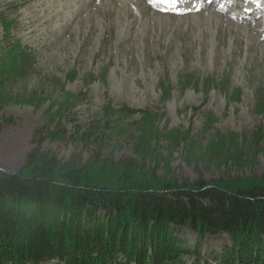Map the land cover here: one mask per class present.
<instances>
[{
	"label": "rangeland",
	"instance_id": "rangeland-1",
	"mask_svg": "<svg viewBox=\"0 0 264 264\" xmlns=\"http://www.w3.org/2000/svg\"><path fill=\"white\" fill-rule=\"evenodd\" d=\"M141 2L0 0V169L126 191L264 186L257 28ZM173 229L180 264H222L232 247L227 232Z\"/></svg>",
	"mask_w": 264,
	"mask_h": 264
},
{
	"label": "trees",
	"instance_id": "trees-1",
	"mask_svg": "<svg viewBox=\"0 0 264 264\" xmlns=\"http://www.w3.org/2000/svg\"><path fill=\"white\" fill-rule=\"evenodd\" d=\"M30 158L55 164L37 151ZM49 175L0 169V264L54 256L64 264H117L118 253L126 258L121 264H180L183 248L173 235L180 225L198 235L231 234L222 264H264V186L235 193L213 184L126 191L80 185L73 176L54 183ZM253 238L258 246L250 245Z\"/></svg>",
	"mask_w": 264,
	"mask_h": 264
},
{
	"label": "snow or ice",
	"instance_id": "snow-or-ice-1",
	"mask_svg": "<svg viewBox=\"0 0 264 264\" xmlns=\"http://www.w3.org/2000/svg\"><path fill=\"white\" fill-rule=\"evenodd\" d=\"M211 2V0H209ZM149 4L153 7L162 5L163 7L159 8V11L171 13L174 15H187L191 12H199L201 10L200 5L192 4L188 7H183L184 0H149ZM178 5H181L178 7Z\"/></svg>",
	"mask_w": 264,
	"mask_h": 264
},
{
	"label": "bare ground",
	"instance_id": "bare-ground-1",
	"mask_svg": "<svg viewBox=\"0 0 264 264\" xmlns=\"http://www.w3.org/2000/svg\"><path fill=\"white\" fill-rule=\"evenodd\" d=\"M146 2H148V0H145ZM231 1H238V0H231ZM230 1V2H231ZM264 1V0H263ZM139 3H140V5H142L143 3L141 2V0H139ZM247 3H249L250 5H255L256 3H255V0H248L247 1ZM230 5V3H228L227 4V6H229ZM147 6V5H146ZM242 6V4L241 3H238L237 5H234V7L236 8V11H240V7ZM258 10V7H256V8H253V10ZM245 13V12H244ZM206 18V17H205ZM211 17H209L208 19H210ZM254 21H256V19H253ZM246 27L244 26V29H245ZM248 30V29H247ZM262 31V30H261ZM261 31H258V30H255V32L256 33H260ZM245 32V33H244ZM243 33L245 34V35H247V37L249 36V34H247L248 33V31H244ZM250 37V36H249Z\"/></svg>",
	"mask_w": 264,
	"mask_h": 264
}]
</instances>
